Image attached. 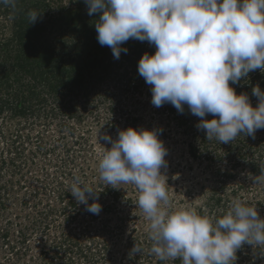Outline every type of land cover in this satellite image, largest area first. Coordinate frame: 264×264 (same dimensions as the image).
<instances>
[{"label":"rangeland","instance_id":"1","mask_svg":"<svg viewBox=\"0 0 264 264\" xmlns=\"http://www.w3.org/2000/svg\"><path fill=\"white\" fill-rule=\"evenodd\" d=\"M12 23L11 14L1 11V43L12 35ZM5 49L0 48V56ZM3 56L0 264H181L179 258L160 260L150 252L149 221L136 204V186L112 188L100 179L99 160L104 147H111L101 137L115 140L129 126L155 129L167 149L161 172L167 177L170 211L192 208L215 224L231 201L240 199L264 218V183L251 179L264 167V129L254 139L240 134L230 143L208 140L187 105L183 113L170 103L155 107L144 78L135 82L136 88L106 79L88 97L75 96L62 86L54 90L58 74L52 66L47 80H36ZM229 83L257 105L252 88L264 90V72L251 71ZM211 118L206 114L205 119ZM76 178L98 191L99 214L87 211L71 194ZM94 199L89 197V204ZM134 244L142 251L130 256ZM236 256L235 264H264V249L247 243Z\"/></svg>","mask_w":264,"mask_h":264},{"label":"clouds","instance_id":"2","mask_svg":"<svg viewBox=\"0 0 264 264\" xmlns=\"http://www.w3.org/2000/svg\"><path fill=\"white\" fill-rule=\"evenodd\" d=\"M94 21L97 40L119 59L129 39L155 46L138 61V73L151 86V103L172 104L179 112L187 105L200 118L196 127L206 139L230 143L240 134L253 139L264 129V90L253 86L255 107L247 94H237L235 84L248 73L264 72V0H84ZM69 3L66 0L65 6ZM15 8L17 0H0ZM40 11L28 12L35 23ZM99 13L98 17L94 14ZM212 114L211 119H205ZM98 133V130H97ZM99 160L100 179L120 188L133 184L137 206L149 221L153 241L150 252L160 260L181 264H235L236 253L245 243L264 249V218L255 206L233 199L229 210L212 220L195 209L169 210L167 149L155 129H120ZM264 183V167L251 177ZM75 200L99 214L98 191L76 178L70 185ZM96 197L89 204V197ZM142 249L134 244L129 255Z\"/></svg>","mask_w":264,"mask_h":264},{"label":"trees","instance_id":"3","mask_svg":"<svg viewBox=\"0 0 264 264\" xmlns=\"http://www.w3.org/2000/svg\"><path fill=\"white\" fill-rule=\"evenodd\" d=\"M65 2L17 0L15 8L0 4V12L9 13L13 18L12 35L0 41V48H6L7 52L0 57L14 60L12 67L27 69L36 80H47L48 68L52 66L53 73L58 74L54 90L62 86L75 96L88 97L96 88L94 85L106 79H111L113 84L123 86L121 83H124L136 88L135 82L143 78L138 73L139 58L144 53H154L155 46L147 41L129 39L123 45L128 51L121 52L116 59L108 46L99 44L94 24L96 17L88 15L84 0H69L73 6H65ZM30 10L40 11L35 23H28ZM88 83L92 85L84 88Z\"/></svg>","mask_w":264,"mask_h":264}]
</instances>
